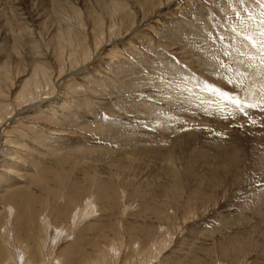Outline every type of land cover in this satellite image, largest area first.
<instances>
[{
    "label": "bare ground",
    "instance_id": "obj_1",
    "mask_svg": "<svg viewBox=\"0 0 264 264\" xmlns=\"http://www.w3.org/2000/svg\"><path fill=\"white\" fill-rule=\"evenodd\" d=\"M94 1L93 15H90L86 8L85 18L83 17L88 24L82 20L78 10L73 8H69L72 18L65 22L64 15L62 14L63 18L60 15L61 5L53 4V23L57 26L54 25L42 51L34 40L30 41L27 37L26 40L12 38V47L8 45L6 48H0V264H170L171 257L169 260L163 257L162 260V256L174 238L170 232L171 226L175 227L178 220L182 223L192 221L197 212L209 206L198 202L205 197L204 189H208L201 187L204 179L201 174L191 186L192 190L188 189V197L186 196L183 202L178 198L176 183H159L160 178L154 174L156 182H147L140 186L145 193L133 190L126 197V183L119 179L125 178L132 169H136L134 173L141 171L143 166H140V156L145 155L151 161L154 159L153 170L159 167L162 171L164 167L168 172L164 173L166 176L174 175L170 166L179 165L172 163L170 158L164 159L169 157L171 149L161 144V148H153L150 144L159 143L172 134L178 123L175 124V119L171 118L173 122H169L172 124L159 132L154 131L157 129L152 124V129L148 128L145 133H141V136H148L143 140L127 137L114 141L107 133H115L120 120L134 116L138 103L149 113L157 108L151 102H142V97L139 100L134 96L137 92L144 96L142 90L133 93L131 96L135 101L130 102L114 96L113 92L120 89L122 91L127 84L137 85L140 79L132 76L147 77L142 74L144 71L139 68V64L153 57L163 61L165 65L170 64L162 67L163 63H159L158 67L167 72V77L168 73H171V77L168 81L159 80L155 87L162 92L172 89V103L176 112L181 115L179 118L209 127L234 122L225 114L219 115L218 118L212 116L211 111H206L207 107L201 106L204 97H201L198 86L192 83L187 85L188 81H185L183 76L207 79L206 76L213 72L208 57L211 58L214 51L217 56L216 64L227 63L222 62L225 52L221 50L219 36L229 38L230 33H233L238 41L239 37H243L238 33H245L251 35L257 44L260 40L258 29L245 26L237 28L234 19L231 20L230 27H221L219 22L215 24L205 21L203 17L207 13L198 10V5L194 7L197 4L195 1L199 4L202 0H147L145 4L136 0L134 7L124 0ZM211 1V7L217 10L216 14L225 16L227 20L236 13L229 9L236 8V0ZM169 3L179 4L174 11L180 12L190 4L193 6L191 9L195 10L199 22L203 25L200 37L197 30L194 32L199 38L198 42L195 37H190L191 40L185 43L179 40L172 41L173 43L167 41V34L170 32V35H173V25L178 24L176 20L170 23L163 21L162 26L150 24L152 16L157 15L161 20L159 13L169 7ZM203 3L209 4L207 0ZM243 6L244 1L240 3L238 10L241 11ZM216 14L214 12V16ZM179 21L181 23V19ZM145 23L147 25L144 26ZM86 25L89 29H86ZM233 28L237 32H233ZM147 29L155 40L146 33L149 32ZM219 29L223 30L219 32ZM114 42H126L122 44L126 54H123L118 46L114 51L112 49L102 53ZM177 43L190 46L194 44V48L191 50L188 46L179 47ZM247 43L250 44L251 41L246 40L245 45L241 44L242 48L237 45L238 48L234 51H240L242 55L245 50L251 49ZM159 44H162V47ZM195 51L198 54H194ZM97 56H100L104 63L94 70L93 75L88 73L87 69ZM119 58L121 60H118ZM238 59L239 62H236L238 64L234 65V68L242 71L249 69L250 73L252 67L246 58ZM135 68L140 70H134ZM187 69L193 73H187ZM258 69L261 70V66ZM221 72L223 78L226 75L236 79L234 72H228V66ZM262 72L260 73L263 74ZM151 76L157 77V72L153 71ZM76 77H79L80 83ZM247 80V92L242 95L248 98L251 91L254 93L251 99L258 97L260 87L254 85L252 88L249 78ZM213 83L218 87V81ZM240 88L228 82L225 90L233 94L237 91L238 94ZM109 89H112V92ZM142 89L145 93L151 91L147 84L142 86ZM120 91L118 93H121ZM182 104L188 105L190 111L197 108L198 112L191 114L187 112L188 108L184 110ZM100 114L112 120L100 119ZM108 141L114 142L109 144ZM99 145H102V148ZM202 156L192 159V172L198 168H206L211 172L208 173L212 176L207 177V187L211 192H216L218 182L214 179L218 176L217 172L228 177L230 172H233L231 169L238 168L240 159L235 153L227 154L223 150L216 156V161H213L214 158ZM93 157V162L83 170L79 169L83 161H89ZM68 159L72 160V163L68 164ZM226 159H229L228 163ZM54 160H58L54 163L59 167L58 171L51 176L39 178L43 170L50 169ZM150 160L146 159L142 165L149 168ZM196 161L201 164L192 165ZM77 168L79 170H76ZM71 174H75V177L69 178ZM159 174L162 176L163 171ZM122 184L125 189L121 187ZM124 202L129 204V207L137 206L138 211L131 215L130 222L125 220V223H122V229L121 226L120 229L112 228L109 220L115 221L118 216L116 212L119 214L120 210L122 211ZM126 207L127 205L123 209L126 210ZM95 209L101 213V219L95 216ZM176 210L177 214L173 217L175 223L171 224L173 219L170 214ZM83 223V228H80ZM201 233V229L194 231L196 235ZM210 237L209 234L199 238V246L207 243ZM214 247L229 256L230 252L235 254L240 246L231 236L223 235L216 239ZM177 260H171V264H191V261Z\"/></svg>",
    "mask_w": 264,
    "mask_h": 264
},
{
    "label": "rangeland",
    "instance_id": "obj_2",
    "mask_svg": "<svg viewBox=\"0 0 264 264\" xmlns=\"http://www.w3.org/2000/svg\"><path fill=\"white\" fill-rule=\"evenodd\" d=\"M124 1L125 2L128 1L129 4L132 5V7H134L135 5L134 3H136V0H124ZM139 1H143L144 4L148 2L147 0H139ZM202 1L204 2V0ZM207 1L209 4L207 3L204 4L203 2L201 3L199 2L198 4V1H195L197 4L193 2L194 4H196V5L193 4L194 7L198 5L197 6L199 8L198 10H202V13L208 14V15L206 14L203 17L205 18V21L208 22L212 21L215 24L219 22L218 24L221 27H230L232 23L231 20L234 19L235 20L234 25L236 24L235 26L237 28L240 26H245V27H249V29L251 28L258 29L257 34L260 38L259 43L255 45H253L252 43L250 44L247 43V45H249L251 49L245 50V52L242 55H240L241 54L240 51H234V49L238 48V46L242 48L243 47L242 45L246 44V40L244 39V37H239V40L236 41L235 35L233 33H230L231 35L229 38L223 36L224 37L223 40H221L219 36L218 39L220 40L218 42H221L222 44V46H220L222 47L221 50H223V52L228 53V55H223L222 62H227V63L223 68L221 67L220 63L216 64L215 61L217 59V56L214 51V55L211 56V58L208 57L209 64L211 65L213 72L209 76H206L208 77L207 79L204 78L201 79L200 77L195 76L194 74L193 75L195 77L183 76L185 78V81H188L187 85H190L192 83L198 86L199 92L202 93L201 97H204L203 98L204 101L201 106L207 107L206 111H211L212 112L211 115L214 117L218 116V118L219 115L221 116L222 114H225L230 119L234 120V122L227 123L225 121L226 123H223L220 126L218 125L219 127L218 126L209 127V125H202L201 123L196 121L186 122L185 119L181 117L179 118V116L181 115L180 113L176 112V110L173 107L174 105L172 103L174 97V93L170 92L172 89L170 90L168 89L167 91L162 92L158 89V87H155L159 80L168 81V79L171 77V73H168V77H167L166 75L167 72L163 71L162 68L169 66L170 64L165 65L163 61H159L157 58L152 57L147 59L143 64H139L141 65V67L139 68L140 69L142 68V71H144L142 74H145L147 77L140 75L138 77L136 75L132 76V77H136L135 79L138 80L140 79V82L137 81L139 82L137 85L127 84V86L123 88L122 91H120L121 89L119 90L121 93H118L119 91L118 92L116 91L113 92L114 93L113 95L114 96L116 95V97L130 102V101H135V99L131 95L133 93H136L138 90L140 91L142 90L144 96L139 94V92L134 94V96L138 97L137 99L142 97L141 98L142 102L145 103L151 102V104L154 105L157 109L149 113L147 110L143 109L142 106L138 103V110L137 112H135L134 116L129 117L124 121L120 120V122H118L119 127L116 128L115 133L112 134L111 132H109L107 133V135L110 138H112L114 141L119 140L121 138L126 139L127 137L136 140H143L146 139L148 136H146V134L145 135L142 134L141 136V133H145V131L148 128L152 129L151 127L152 124H154L155 129H157L154 131L159 132L161 130L166 129L167 126H169V124H172L171 122H169L172 121L171 118L175 119V124L178 123L177 129L174 130L172 134L166 136L165 139L160 140L159 143L151 142L150 144V146H153V148H156L161 144V146L164 145L171 149V151L169 152V157H166L164 159L170 158L172 163L179 165V167L170 166V168H172L173 170L174 175L170 177L166 176L164 173L167 171L163 167L162 170L163 175L160 176L159 173H161L162 171L159 170V167L156 168L155 170L152 169L153 168L152 162H154V159H152L151 161L150 159H148L147 156L145 157V155L144 157L140 156L141 157L139 158L140 166L144 167V165L142 164L147 159L151 161L150 167L149 168L142 167L141 171H139L138 173H134L136 169H132L129 173L126 174L125 178L119 179L120 181L126 183L127 186L126 189L125 187H123V184L121 185V187L126 190V192H124L126 193V197L128 196L127 194L133 190H137V191H141L142 193H145V191L140 189V186L142 187L147 182H153V183L156 182L155 180L157 178L153 176L157 175L160 178L158 179V181L160 180L159 183H161L162 181L165 182L169 181L171 183L177 184L178 186L177 192H179L178 198L180 199L181 202H183L188 197V193H189L188 189L192 190L191 186L194 184L196 180H198L199 175L201 174L200 176H203L204 178L202 180L203 186L201 187L208 189H204L205 197L203 199H199L198 202L202 203L203 205L208 204L209 205L208 208L204 209L205 211L202 208L201 212L200 211L197 212L198 214H196V216L194 217L195 219L193 218L192 221L182 223L180 220H178L177 221L178 224H176L175 227L171 226L172 228L170 232H172L171 234L173 235L174 238L172 243L170 244V247H168L164 251L162 260L164 258L165 259L168 258L169 260V258L171 257L170 259L172 260V262H175L178 259L177 260L178 262L185 260L188 262L191 261V264L195 262L196 263L199 262L202 264L204 263L205 264H264V206H263L264 205V116H263L264 108L262 107H256L250 109L246 108L245 110L246 114L241 113L237 111L235 107L231 105L229 102L222 101L220 97L204 89L205 82L213 85L215 84L213 83V81H218L219 85L221 84L222 86L219 87L218 85V87L221 88L222 90H225V87L227 86L228 83V79H226V77H231V76L224 75L223 78L221 71L224 70L226 66H231L233 69H235L234 65L237 66L238 63L236 62H239L238 57L246 58L247 62L250 65H252L251 67L253 68V70L252 68L250 69V73H249L250 76L248 77L250 80V85H252V88H254V85L259 86L261 88V85L264 82V68L261 67V70L258 69L260 67L259 57L261 54L260 42L261 40H264V37L261 36V31L264 30V25L261 24V20H262L261 8H260L261 5L260 3L257 2V0L255 1L250 0V2L249 0H243L244 8L241 7L240 8L241 11H239L238 6L240 5L241 2L239 0H236L237 1L236 8L235 9L229 8L230 11L232 10L235 11L236 13H234L227 20L225 16L221 14H216L217 12L216 8L211 7L212 5L211 0H207ZM218 1L220 0H214V2H218ZM53 4L61 5L60 15L61 16L62 14L64 15L65 22H67L72 18L71 14L69 13L71 8L78 10L84 22H85L84 18H85L86 8L90 15H93L92 9L93 10L95 9L94 0H0V48L2 47L6 48L8 45H11L12 47L11 44L13 41L12 38L14 39L21 38L22 40H26L25 38L27 37L28 39H30V41L34 40L37 43V45L40 46L42 51L46 47L45 44L47 42L49 34L51 33L55 25V23H53V17L55 16L52 10L54 6ZM178 5L179 4L177 3H169L168 5L169 7L161 10V13H159L162 16L161 20L160 17H157V15L152 16L153 19L150 21V24H153L155 26H162L164 25L162 24L163 21L164 23H170L176 20L175 22L176 23L178 22V24L177 26L173 25V27H175L173 28V35H170V32L167 34V41L173 43L172 41L178 42L179 40V42L185 43L187 40H191L190 37H195L198 42L199 39L198 36L199 37L201 36L199 33L203 31L202 28L203 25L199 22L197 15L195 14V10L191 9L193 6L191 4L186 6L187 8H185L183 12L177 10L174 11V9ZM245 9H247L248 11H245ZM213 11L215 12L216 16H214ZM237 13H239V15H237ZM249 13L252 14L251 19L249 18ZM236 18L238 19V21ZM180 19H181V23L179 21ZM158 21L161 23L159 24ZM65 22L62 21V23ZM196 22L199 23L195 25ZM86 23L87 21L85 22V24ZM145 25L147 24L145 23L144 26ZM56 26L57 25H55V27ZM86 29H89L87 25H86ZM147 30L149 32H147L146 30L145 31L146 33L149 34V37H152V39L155 40V37L152 35L151 31L149 29ZM196 30L198 36L194 35L195 34L194 32H196ZM222 30L223 29L221 30L219 29V32H221ZM224 34L226 35V33ZM225 39L226 40L231 39V41L228 40L226 41ZM123 41H125V38L123 39ZM124 43L126 42L123 43L114 42L113 44L110 43L109 46L102 51V53L109 52V50L112 49L114 51L115 48L118 46V49L121 48L120 50L124 54L125 51L122 46V44ZM193 45L194 44H192V46L178 44L179 47L188 46V48H191V50L194 48ZM232 45L235 46L233 47ZM159 46L162 47V44H159ZM194 54H198V52L195 51ZM163 56L166 55L163 54ZM254 56L257 57V59L254 61L250 60L249 57H254ZM99 57L100 56H97V58L93 61V64H91L88 67L87 69L88 73L91 72V74H93L94 70H96L99 66H103L104 62L102 61V58ZM137 58L139 59V57ZM118 60H121V58H119ZM161 62L163 63V66L159 68L158 65ZM253 62L255 63V65L257 64L256 65L257 67L254 65ZM254 68L256 69L255 71L256 75L254 72L255 70ZM140 69L135 68L134 70H140ZM153 71L157 72V77L151 76ZM248 71L249 69L246 70V72ZM251 71H253V73ZM259 71L260 72L263 71L262 72L263 74H261ZM188 72L190 74L193 73L187 69V73ZM253 74L256 76V78H254L255 76H253ZM184 75L186 74L184 73ZM76 79H78L79 81V77H76ZM146 79H148L147 82L145 81ZM247 79L245 80V84L241 87L245 91L240 88L239 93L236 94L237 91H235L236 93L234 94L239 95L241 97H245L242 94L247 92L246 91L247 90L246 81H248ZM259 79L262 80L263 82L261 83ZM175 82L177 83L178 81H173V83ZM146 84L147 86H149L151 91H146L145 93L144 92L145 90L142 89V86ZM109 91L112 92V89L111 90L109 89ZM250 92L248 93L249 99H251L253 97L252 95H254V93L252 94V92L251 93ZM120 94L122 96H120ZM259 96H261V92L258 95V97L254 96L253 99L257 98L258 100L260 99ZM182 106L186 111L188 105L182 104ZM194 109L195 110L192 109L190 111L188 108L187 112H190L191 114L198 112L197 108ZM100 116H101L100 119L112 120L109 119L108 116L101 114ZM232 123L235 124L233 125ZM197 126L200 127L198 128ZM118 132L120 133V135L117 136ZM165 132L166 130L164 131V133ZM114 141H108V142L109 144H111ZM138 145H143V144H138ZM99 147L102 148V145H99ZM220 150L226 151L227 154L230 152H232L233 154L235 153L238 156V159H240L241 163L240 162L238 163V168L234 167L233 169L230 170L233 171L230 172V175L226 174L228 175V177H226L225 174H222L221 172L220 173L217 172L218 176L216 175L217 178L214 179L216 180V182H218L216 186L217 191L211 192V189L207 187L209 180L207 179V177L212 176V175H208V173L211 174V172H208L206 168L204 169L198 168L197 170H194V172H192L190 163L192 159H196L202 155H203L202 157L206 156L205 158L207 157L208 158L210 157L211 159L214 158L215 160L213 161H216L217 160L216 156L219 155ZM206 154L210 156H207ZM213 154H215V156ZM228 160L226 159V163H228ZM57 161L58 160L52 161L53 164L50 165L51 166L50 169L43 170L42 173L39 174V178L40 177L45 178L47 176H51L52 174L56 173L59 167H57V165L55 166L54 163ZM93 161H94V157L89 161H83V165H81L79 169L83 170L84 167L88 166ZM70 163H72V160L68 159V164ZM197 164H201V162L196 161L192 163V165L194 166ZM79 169L77 168L76 170ZM98 169H96V171ZM198 171L199 172L201 171L202 173L201 172L198 173ZM73 177H75V174H71L69 176V178H73ZM205 178L207 180H205ZM38 180H36V182ZM214 180L212 179V182ZM205 181H207V183H205ZM210 183H211V179L209 181V184ZM120 197L121 196H119V199ZM193 200L195 201V199ZM122 205H123L121 206L122 211L120 210L119 213L121 214V216L116 212V216L117 215L118 216L116 219H114L115 221H110L112 219L109 220V225L111 224L113 225L112 228L120 229L121 226L122 229L123 228L122 226L125 222H130L132 218L131 215L135 214L138 211L137 206L135 207L132 205L129 207V204H127L126 202L122 203ZM126 205H127L126 210H124L123 207L125 208ZM180 206L183 207V205ZM95 210H97L95 216L101 219L102 218L101 213H98V209ZM174 214H177V210L174 213L170 214L171 219H173ZM121 217L123 218V220ZM219 219H223L221 220L222 222ZM104 222L107 221L104 220ZM169 222L170 221H168L167 223L170 224ZM172 223H175L174 219L173 221H171V224ZM83 226L84 223L80 226V228H83ZM196 229H201L202 233L199 235L194 234V231ZM209 234L211 237L210 239L207 240V243L199 246V238L202 239L203 237L209 236ZM223 235L231 236L234 239L235 243L239 244L240 247L237 249L235 254L234 252H230L229 256H227L214 247L216 244V239L221 238ZM173 258L175 261L173 260ZM171 260H169L170 264H171ZM155 264H161V262Z\"/></svg>",
    "mask_w": 264,
    "mask_h": 264
},
{
    "label": "snow or ice",
    "instance_id": "obj_3",
    "mask_svg": "<svg viewBox=\"0 0 264 264\" xmlns=\"http://www.w3.org/2000/svg\"><path fill=\"white\" fill-rule=\"evenodd\" d=\"M241 3H243V0H240ZM258 3L261 5V24L264 25V0H257ZM247 11V9H245ZM239 15V13H237ZM249 18H252V14L249 13ZM233 32H237L235 28L232 29ZM211 35V34H209ZM238 35H243L244 39L247 41H251L253 45L256 44L255 39L248 34L245 33H238ZM261 36L264 37V30L261 31ZM221 40L224 39V37H220ZM260 57H259V64L262 68H264V40H261L260 42ZM225 55H228L227 52H225ZM251 60H256L257 57H250ZM250 67L252 65H249ZM221 67H225L224 64H221ZM228 71L234 72L236 79L233 80L232 77H226L228 79L229 83H234L237 87H242L245 84V80L249 77V73L246 71H242L240 69H233L231 66H228ZM204 89L207 91H210L221 98L222 101H227L231 105L235 107V109L241 113H245L246 108H256V107H262L264 108V85H261L260 92L261 96L259 100H251L247 97H241L236 94H231L229 92H226L222 90L221 88L208 84L207 82L204 83ZM246 114V113H245Z\"/></svg>",
    "mask_w": 264,
    "mask_h": 264
}]
</instances>
